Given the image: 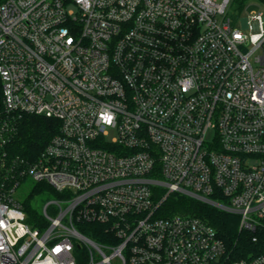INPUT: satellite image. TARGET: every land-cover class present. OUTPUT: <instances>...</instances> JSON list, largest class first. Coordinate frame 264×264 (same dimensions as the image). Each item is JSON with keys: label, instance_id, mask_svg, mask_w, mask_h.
I'll return each instance as SVG.
<instances>
[{"label": "built area", "instance_id": "2783aa9c", "mask_svg": "<svg viewBox=\"0 0 264 264\" xmlns=\"http://www.w3.org/2000/svg\"><path fill=\"white\" fill-rule=\"evenodd\" d=\"M231 2L0 0V264H264L165 213L183 196L264 225V9L244 31ZM25 114L60 122L30 157L10 150ZM30 179L58 193L43 211Z\"/></svg>", "mask_w": 264, "mask_h": 264}, {"label": "trees", "instance_id": "16d2710c", "mask_svg": "<svg viewBox=\"0 0 264 264\" xmlns=\"http://www.w3.org/2000/svg\"><path fill=\"white\" fill-rule=\"evenodd\" d=\"M242 4L244 0H241ZM264 5V0H260ZM3 110L2 81L0 78V112ZM60 122L46 116L25 114L16 126V131L11 139L10 150L15 156L30 157L38 153L45 146L51 135L58 131ZM46 185L41 184L39 190H44ZM53 193L57 192L51 189ZM181 211L197 215L212 224L223 238L228 252L234 259L264 256V225L257 231H248L239 226V217L233 213L218 209L217 207L177 196L170 199L165 206V213ZM35 227H44L47 221L44 217H28ZM94 231L85 229L91 236H97V231L102 230V225L88 224Z\"/></svg>", "mask_w": 264, "mask_h": 264}, {"label": "rangeland", "instance_id": "374dc122", "mask_svg": "<svg viewBox=\"0 0 264 264\" xmlns=\"http://www.w3.org/2000/svg\"><path fill=\"white\" fill-rule=\"evenodd\" d=\"M261 9H264V5L260 0H244L243 4L241 0H232L228 8V16L232 19V23L234 26L247 31L249 30L248 13L257 12ZM35 183L36 182L32 179L25 182L18 192V197L22 201H29L30 205L35 209L43 211L45 204L50 200L57 199V195L46 188L44 190H38L32 197H29L28 194L30 193V190L35 185ZM49 210L51 214H55L52 207H50Z\"/></svg>", "mask_w": 264, "mask_h": 264}]
</instances>
